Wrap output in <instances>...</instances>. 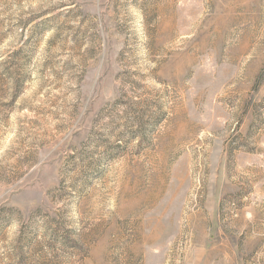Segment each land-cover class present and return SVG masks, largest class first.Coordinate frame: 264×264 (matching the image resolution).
I'll return each instance as SVG.
<instances>
[{
  "label": "rangeland",
  "instance_id": "obj_1",
  "mask_svg": "<svg viewBox=\"0 0 264 264\" xmlns=\"http://www.w3.org/2000/svg\"><path fill=\"white\" fill-rule=\"evenodd\" d=\"M0 264H264V0H0Z\"/></svg>",
  "mask_w": 264,
  "mask_h": 264
}]
</instances>
